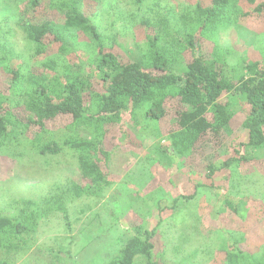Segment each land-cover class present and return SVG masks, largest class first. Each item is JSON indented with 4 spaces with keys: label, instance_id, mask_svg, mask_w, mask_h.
Returning <instances> with one entry per match:
<instances>
[{
    "label": "trees",
    "instance_id": "1",
    "mask_svg": "<svg viewBox=\"0 0 264 264\" xmlns=\"http://www.w3.org/2000/svg\"><path fill=\"white\" fill-rule=\"evenodd\" d=\"M5 1L20 9L14 28L24 46L21 52L11 46L7 35L13 29L1 32L0 23V155L18 160L70 154L77 175L55 180L39 198H15L0 210V250L34 246L42 221L60 215L68 224L73 200L104 196L110 186L105 134L124 112L143 111L151 120L170 121L159 131L174 154L186 157L229 133L233 115L230 102L222 100L236 98L248 108L240 124L247 142L239 146L264 149V50L253 62L234 59L218 39L223 28L264 13V0L197 1L178 9L153 2L148 10L135 0L137 10L128 19L155 31L136 61L120 57L114 51L122 49L120 35L102 34L100 15L86 12L89 4L101 6L105 0ZM124 22L121 28L130 23ZM79 53L86 54L90 70L70 62ZM80 126L90 129L89 139L74 134ZM250 159L239 154L206 165L205 177L211 180ZM203 187L195 184L170 208L194 199ZM225 204L237 212L229 200ZM135 231L106 264H158L152 253L156 228ZM222 263L264 264V248L226 251Z\"/></svg>",
    "mask_w": 264,
    "mask_h": 264
},
{
    "label": "rangeland",
    "instance_id": "2",
    "mask_svg": "<svg viewBox=\"0 0 264 264\" xmlns=\"http://www.w3.org/2000/svg\"><path fill=\"white\" fill-rule=\"evenodd\" d=\"M142 1L147 10L153 2L177 9L197 1L209 2ZM6 4L10 5L0 0L1 32L12 27L7 40L21 52L24 42L14 28L20 9L4 7ZM136 10L135 0H105L101 6L93 3L86 7L89 16L100 15L97 18L102 34L120 35L122 49L116 47L114 51L126 61L138 60L146 37L155 33L128 19ZM125 20L130 23L121 28ZM263 34L264 13L238 26L223 28L218 39L220 45L231 49L234 59L253 62L264 50ZM86 60L83 53L70 58L74 64L81 63L83 70H90ZM222 101L230 102L233 115L229 133H224L212 146L186 157L174 154L167 135L159 131L165 122L171 125L170 121L151 120L143 111L124 112L120 122L108 126L105 134L110 186L104 196L73 200L68 205V224L60 215H52L42 221L34 246L0 250V264H106L135 235L137 227L156 228L152 253L153 262L158 264H223L226 251L262 250L264 149L246 151L239 146L247 142V132L240 124L248 108L236 98L226 96ZM89 130L80 126L74 134L89 139ZM239 154L251 159L223 169L211 180L205 177L206 165H217ZM76 175L70 154H35L18 160L0 155V210L15 198H39L55 180ZM195 184L204 185L195 198L180 201L171 209L172 201L190 194ZM226 199L237 212L225 204Z\"/></svg>",
    "mask_w": 264,
    "mask_h": 264
}]
</instances>
